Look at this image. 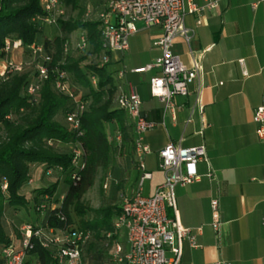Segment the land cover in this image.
I'll use <instances>...</instances> for the list:
<instances>
[{
	"label": "crops",
	"instance_id": "1",
	"mask_svg": "<svg viewBox=\"0 0 264 264\" xmlns=\"http://www.w3.org/2000/svg\"><path fill=\"white\" fill-rule=\"evenodd\" d=\"M192 1L199 6L205 3ZM82 2L91 7L93 19L104 9L101 0ZM184 27L189 32L188 42L178 35L170 51L186 66L198 61L201 71L189 84L187 95L175 97L174 120L164 113L163 104L150 95L149 80L156 70L133 72L160 55L153 41L161 28L138 24L139 30L128 38L127 50L111 56L117 88L127 93L128 84H132L139 94L142 114L158 125L143 135L148 153L136 152L133 123L126 111L119 110L117 119L108 125L110 140L114 138L119 143L118 136L122 139L123 134L128 138L116 144L117 153L103 173V189L110 191L103 205L120 209L123 199L132 197L140 183L142 195L152 196L164 180L158 151L167 143L183 148L203 146L206 160L196 165L199 180L174 189L178 223L190 230L198 245L194 248L183 243L180 264H264V140L258 138L257 125L252 120L254 111L264 106V2L216 0L213 8L186 15ZM79 32L80 29L73 32L76 40ZM120 71L122 77L118 75ZM33 165L31 171L37 172L38 165ZM39 167L40 187L53 184L56 179L45 177L43 166ZM143 172L150 177L141 182ZM31 180L34 183L32 177ZM64 192L63 182L58 181L54 195L60 197ZM213 199L218 201V233L211 227ZM16 210H6V219L15 217ZM31 217L25 224L40 221L37 214ZM22 225L15 228L19 231ZM7 236L13 245L20 246L18 234L14 239L12 234ZM115 240L124 254L128 250L125 232H117ZM103 255L101 264H128L114 260L113 246ZM27 258L26 264H36L33 258Z\"/></svg>",
	"mask_w": 264,
	"mask_h": 264
},
{
	"label": "trees",
	"instance_id": "2",
	"mask_svg": "<svg viewBox=\"0 0 264 264\" xmlns=\"http://www.w3.org/2000/svg\"><path fill=\"white\" fill-rule=\"evenodd\" d=\"M63 2L73 9L79 8L78 17L68 21L60 19L59 35L48 39L42 36V24L32 20L42 12L39 0H0V52L7 36H16L28 51L32 45L41 48L32 53V70L24 67L0 77V186L3 179L7 181V190L3 192L0 188V251L11 244L4 232L5 211L24 208L40 217V221L31 222L34 230L87 232L89 238L80 247L81 264H101L103 251H109L117 237L112 217L118 215L120 209L117 206L90 208L83 196L93 185L97 172L103 170L104 173L117 153L107 129L118 117L120 109L116 98L119 93L114 82L112 57L101 66L102 58L110 53L103 47L99 22L92 14L84 17L86 5L81 0ZM77 29L86 32L87 48H69L65 52L67 36ZM46 57L49 60H45ZM37 64L47 68V75L39 90L27 95V86L37 79ZM60 71L65 72L68 82L72 78L76 86L71 84L70 88L85 105L78 130L66 119L73 107L71 98L55 87ZM91 77L96 78V87ZM7 115L11 117L7 119ZM127 138V134H123L121 142ZM75 147L83 152L79 169L71 163ZM35 163L43 166L45 177L56 180L49 186L25 193V186L32 184L29 183L30 166ZM58 181L65 186L62 200L54 195ZM42 204L48 207L44 211L38 209ZM108 232L112 234L110 237L106 236ZM44 241V237L32 235L27 257L33 258L36 264H59L56 254L61 245L51 243L45 247Z\"/></svg>",
	"mask_w": 264,
	"mask_h": 264
},
{
	"label": "built area",
	"instance_id": "3",
	"mask_svg": "<svg viewBox=\"0 0 264 264\" xmlns=\"http://www.w3.org/2000/svg\"><path fill=\"white\" fill-rule=\"evenodd\" d=\"M104 2V9L97 13L96 19L101 27L103 47L110 55L116 52H123L128 48V38L136 33L138 24L143 28L159 26L161 33L153 41V45L160 50V55L154 61L144 67L134 69V73H145L156 70V73L149 80V92L157 98L164 108V113H168L172 120L175 119L176 96H185L188 93V86L199 75L201 66L198 61L186 66L179 57L173 55L170 47L174 38L182 36L186 42L189 40V32L184 27L185 16L188 14H200L202 11L211 9L216 5V0H205L204 5H197L192 0H101ZM264 2V0H260ZM41 13L35 15L32 20L40 22L42 26H57L60 19H64L65 7L63 0H39ZM91 7H86L85 18L90 16ZM199 24L200 22L197 21ZM5 52L10 49H19L21 41L13 42L12 45L6 43ZM88 46V37L85 31L80 30L78 38L70 47L67 43L64 46L66 52L69 48L84 50ZM32 53L41 51V48L32 45ZM1 54V52H0ZM110 55L102 58L101 66L110 61ZM45 60H49L48 57ZM9 62V61H8ZM37 79L31 82L25 93L35 94L41 82L47 75V68L37 64ZM23 67H14L6 64L0 77L10 74L13 71H21ZM120 77L123 72H118ZM93 86L96 85V78L91 77ZM55 87L60 92L68 94L73 102L72 111L66 115L67 121L74 130L79 129V117L85 108L79 97L74 94L69 86L67 75L60 71L55 81ZM116 98L117 107L126 111L133 123V145L136 152L148 153L149 149L143 143V135L155 128L158 124L145 118L141 111V100L135 87L128 84V92L122 93ZM11 115H7L9 119ZM257 125L256 134L259 139L264 140V106L258 107L252 117ZM163 123V122H162ZM78 135H81L78 132ZM119 139V138H118ZM71 163L77 168H82V149L75 147L73 150ZM206 160L203 146L183 148L180 145L167 143L158 151V166L163 172L164 180L155 189L152 196H144L141 193V183L135 194L130 198H124L120 207V212L113 221L114 231L125 232L128 250L122 254L121 244L116 240L113 244V258L119 262L128 264H180L183 243L188 242L191 247H198L195 237L190 230L180 226L175 214L176 186H185L199 180L196 172V165L200 161ZM140 168L143 166L140 164ZM51 172L47 171V175ZM211 176V174H208ZM150 177V174L143 172L141 182ZM29 183L32 180L29 179ZM1 191L7 190V181L1 182ZM60 196V200H62ZM48 207L45 204L39 206V210L44 211ZM212 229L218 233L220 226L218 201L211 200ZM172 211V217L169 216ZM261 226L264 228V216L261 218ZM22 234L20 246L16 247L12 243L3 247L0 251V264H26L27 250L31 248L30 238L44 237L43 245L59 244L56 259L59 264H81V245L88 240L87 232L71 229L67 232H55L52 229H33L31 224H24L19 228ZM46 233L49 235H46ZM57 234V235H54ZM112 234L108 232L107 237ZM213 264H222L216 261Z\"/></svg>",
	"mask_w": 264,
	"mask_h": 264
},
{
	"label": "rangeland",
	"instance_id": "4",
	"mask_svg": "<svg viewBox=\"0 0 264 264\" xmlns=\"http://www.w3.org/2000/svg\"><path fill=\"white\" fill-rule=\"evenodd\" d=\"M64 7H65V16L63 19L64 21H68L71 19L73 20L76 17H78L79 8L73 9L70 5H66V4L64 5ZM56 35H59L57 26L56 27L52 26V25H44L43 26L42 36L44 38L52 39ZM19 40L20 39H18L16 36H7L4 39V46L1 48L2 54H0V71H2L3 68L6 66V64H8L9 62L14 67H20V68L26 67L27 70H32L34 64H32V52H31L32 50L31 49H29V51H28V49L21 46V47H19V49H10L8 51V53L5 52V48L7 46L6 43H9L12 45L13 42H17ZM67 41L70 44V47H72L73 44H75L76 37L74 36L73 32L67 36ZM21 43H22V41H21ZM71 84L74 85L73 80L70 77L69 78V86ZM74 86H76V85H74ZM95 87H96V85H95ZM78 90H80V88ZM78 90H76V91H78ZM118 138L120 139L119 143L121 144L120 136H118ZM111 142L114 146H116V144H119V143H117L118 140H115L114 138L111 139ZM35 164L38 165V169H37L38 171L34 172V171H31V169H30V175H31L32 179L34 180V183H32L31 185L25 186V193H27L28 191H31L35 188L40 187V182H38V180L40 178L39 172L41 169H40L38 163H35ZM30 167H32V169H33L35 166L31 165ZM104 181H105V177L103 175V170H99L95 176L93 185L88 189V191L83 196V201L88 207L99 208L101 206H104L103 205L104 203H107V200L109 199L110 191L107 192L103 189V182ZM115 203H118V200H115ZM30 206H31V203H29L28 207H30ZM34 214L35 213L32 210L28 211L24 208H17L16 215L14 214L15 217H13L12 219L7 220L6 219L7 217L3 216L4 228H6L4 230L5 234L6 235L12 234L13 239H14L15 235L18 234V242L15 240V243L17 242L19 244L21 242V239H22V234L20 233V231H18L15 228V225L18 226V224H20V223H22V224H25L26 222L28 223L29 222L28 220H30L28 218L30 216L33 217ZM78 225H79L78 223H75V226H78ZM46 235H48V234L46 233ZM54 235H57V234H54ZM27 260H28V258H27ZM28 264H30V263H28Z\"/></svg>",
	"mask_w": 264,
	"mask_h": 264
}]
</instances>
